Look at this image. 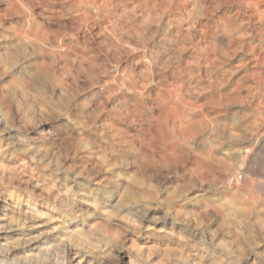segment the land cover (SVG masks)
Masks as SVG:
<instances>
[{
    "label": "rangeland",
    "instance_id": "374dc122",
    "mask_svg": "<svg viewBox=\"0 0 264 264\" xmlns=\"http://www.w3.org/2000/svg\"><path fill=\"white\" fill-rule=\"evenodd\" d=\"M0 264H264V0H0Z\"/></svg>",
    "mask_w": 264,
    "mask_h": 264
},
{
    "label": "bare ground",
    "instance_id": "6f19581e",
    "mask_svg": "<svg viewBox=\"0 0 264 264\" xmlns=\"http://www.w3.org/2000/svg\"><path fill=\"white\" fill-rule=\"evenodd\" d=\"M107 252V251H106Z\"/></svg>",
    "mask_w": 264,
    "mask_h": 264
}]
</instances>
